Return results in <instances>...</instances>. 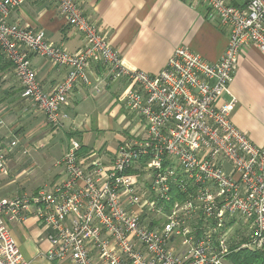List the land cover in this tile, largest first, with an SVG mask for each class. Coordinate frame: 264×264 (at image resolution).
<instances>
[{"label":"built area","instance_id":"obj_1","mask_svg":"<svg viewBox=\"0 0 264 264\" xmlns=\"http://www.w3.org/2000/svg\"><path fill=\"white\" fill-rule=\"evenodd\" d=\"M27 1L0 0V56L21 97L58 131L64 103L78 84H90V65L102 63L110 81H125L123 104L140 126L110 165L80 161V142L72 138L59 161L62 183L31 196L0 197V264H28L9 222L23 220L30 207L39 226L50 230L44 257L55 263L233 264L230 257L240 251L264 252V146L232 125L236 100L229 91L241 49L252 46L264 55V0L238 6L192 0L228 29L223 54L210 63L179 47L154 75L126 69L74 0L50 1L83 39L75 52L48 44L41 30L9 22ZM34 55L66 68L52 92L37 83ZM223 96L229 100L221 102ZM16 144L0 139V173Z\"/></svg>","mask_w":264,"mask_h":264},{"label":"crops","instance_id":"obj_2","mask_svg":"<svg viewBox=\"0 0 264 264\" xmlns=\"http://www.w3.org/2000/svg\"><path fill=\"white\" fill-rule=\"evenodd\" d=\"M83 14L108 39L128 70L154 75L164 68L179 47L188 48L210 63L217 62L228 40V29L208 17L204 5L192 0H74ZM240 5L245 0H236ZM11 23L43 31L48 44L75 52L83 46L80 34L70 28L50 0H28L13 10ZM30 62L38 85L52 92L66 68L38 56ZM90 84H78L63 105L66 119L52 130L44 114L21 97L11 66L0 56V139L17 144L7 153V170L0 173V197L31 196L65 179L59 164L70 139L80 142L79 160L98 158L110 165L124 139L139 133L140 122L123 104L126 83L110 81L109 69L93 63L87 72ZM99 92L95 90V87ZM236 104L232 125L255 146H264V55L256 48L241 49L229 84ZM223 96L221 102L228 101ZM29 208L23 220L9 222L10 234L28 264L55 263L44 257L50 230L39 226Z\"/></svg>","mask_w":264,"mask_h":264},{"label":"trees","instance_id":"obj_3","mask_svg":"<svg viewBox=\"0 0 264 264\" xmlns=\"http://www.w3.org/2000/svg\"><path fill=\"white\" fill-rule=\"evenodd\" d=\"M228 2L233 6L239 5L236 0H228ZM230 260L233 264H264V252L251 254L247 251H240L231 256Z\"/></svg>","mask_w":264,"mask_h":264},{"label":"rangeland","instance_id":"obj_4","mask_svg":"<svg viewBox=\"0 0 264 264\" xmlns=\"http://www.w3.org/2000/svg\"><path fill=\"white\" fill-rule=\"evenodd\" d=\"M248 253H251L252 254V253H259V252H248Z\"/></svg>","mask_w":264,"mask_h":264}]
</instances>
